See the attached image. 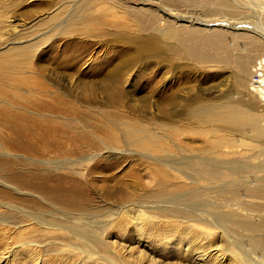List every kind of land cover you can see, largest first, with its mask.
<instances>
[{
    "label": "bare ground",
    "instance_id": "1",
    "mask_svg": "<svg viewBox=\"0 0 264 264\" xmlns=\"http://www.w3.org/2000/svg\"><path fill=\"white\" fill-rule=\"evenodd\" d=\"M62 1H64L63 4L56 10L59 9L60 12L63 10L62 6L71 4L72 11L65 20L58 23V25H61L59 31H57L55 26V28H50L49 31L38 35L35 34L32 38L27 39L24 31H18L17 26L12 25L9 20H4L2 24L5 25H0V116H2L3 120H0V122L4 123L2 126L14 128L15 131H25L31 126L48 127L53 125L49 120L41 121L42 124L31 119V116L28 114L36 115L40 118L46 117V114L28 111L27 109L30 107H33L35 110L39 109L38 106L41 104L36 103L30 98H23L19 93L23 88L33 89L34 92L30 93V97L37 98L38 101H41L42 97L48 98V100L42 101L46 105H54L62 101L61 97L49 90L35 93L29 77L37 73L33 65L35 58L41 56L38 55L39 51L53 36L64 35L67 38L74 36L77 30H73L71 27L75 21L80 19L77 17L78 13L86 9L90 10L92 14L101 13L103 15L110 14L111 12L116 17L125 16L127 18V20L124 18L125 23L121 19H118L115 20L116 23L108 25L104 22L103 18L100 20V17L95 19V23L108 25L105 28L108 27L109 31L112 29L111 31L114 32L113 37L116 40L113 38L114 41L110 42V39H105V41L110 42L109 48H119L122 43V45L128 48L133 45L134 47L130 48L135 49V54L131 58L132 60L121 57L122 60L114 63V59L109 58L103 65H99L98 68L93 70L94 81L96 83L94 86L86 88L87 94L85 93L86 102L89 105L94 102V98L99 94L106 97L109 96V98L110 96L117 97L127 94L126 89L123 87L124 83L126 84L127 82V79L126 82L123 80L125 79V69L133 66L135 63H139V66H141V59L151 60L147 55L154 52L156 62L166 64L165 60L168 57L169 63L172 66L174 65L171 68L173 70H171L172 74L175 71L189 72L192 70V67L188 64L190 62H201L205 59L211 62L219 60L218 58L222 61V59H228L233 56L237 61H242L243 59L251 61L260 55L258 60H255L256 63L254 62L252 72L247 70L245 72H235L232 70V74L236 76V81L244 84L242 88L245 89V92L247 90L248 93L250 92L254 95L256 99L260 100L261 107H264V0H258L260 3L254 0H176L178 2L189 3L194 7H200L206 12L207 17L205 18H209L207 19L209 21L197 18H194L196 20L194 21L188 14H182L170 7H167L165 10L159 7L157 13L152 12L145 4L141 8L131 7L128 4H123V0H102L105 6H98L96 4L98 0ZM144 1L146 3L152 2L151 0ZM157 2L163 4L160 0ZM74 14L75 17L72 18ZM160 14L165 19L161 18ZM254 15L260 19L261 24L253 23L250 25L246 21ZM240 20H244L245 22L240 23ZM212 21L215 23H211ZM36 25L40 28L42 22L40 21ZM8 28L13 33L11 31V34H8ZM182 30H187L189 34L202 35L204 43L208 47H221V42H225L229 37L239 36L238 33H243L242 37L251 40L248 44V50L251 55L244 52L241 54L236 53L232 56V51H226L223 56H220L216 54L209 55L205 52L207 54L202 55L201 59L198 60L194 54L193 42L189 39L182 40L180 36ZM124 51L126 52L125 47L122 49V52ZM125 52L123 56H125ZM180 61L187 62V64L179 65ZM149 67L150 65H145L144 63L141 71H145ZM158 68L161 69V67ZM85 71L81 70L80 73L86 75ZM166 78L168 79V77ZM171 79L172 77H170ZM163 81H166V79ZM170 90L171 87L169 89L156 88V93L159 96L157 106L160 123L158 125L164 131L175 130V138L171 139L159 132L151 133L149 129L137 128L128 122L122 124L123 129L121 131L123 132H119L121 133V139L126 145L139 149L143 148V150L147 149L142 143L149 141L154 145L151 146L152 150L167 154L168 156L159 159V161L168 170L158 168L156 171L161 176L167 175L165 176L166 178L174 175L173 177L177 181L178 179L185 178L192 184H198L208 193L203 203L209 204H200L203 208L200 206L202 209L196 210L192 207H186V211L190 212L192 216H182L175 213L173 214V218L175 217L176 220L173 222L166 221V223H163L165 227L158 221L159 219L154 213L147 212L145 206L135 199V201L127 204L125 207H119V211L115 215L122 220L124 219V222H127L126 226L131 225V232L136 237L137 243H142L144 245L143 249L146 248V250H141L140 247H131L126 243L112 241L109 229L112 224H109L110 216L107 213H99L102 211L94 209L90 205L92 198L86 196L82 190H79L73 183L75 181H70V185L64 187L49 184L47 189L43 184L48 183V177L45 183L42 179L39 180L41 181L40 186L23 185L32 186V188L38 190L42 195L40 197H44L41 198L42 201L54 209L53 213L41 211L40 204L35 201L24 202L25 206L33 209L35 212L26 211L19 207L16 208L4 202H0V206L8 210L18 211L25 217H28L31 222L44 228L47 234L43 233L42 237L52 235L53 237L66 239L68 236H71L78 245L74 243L69 248L85 260L98 259L105 264H264V236L258 237L252 235V233L256 234L261 231L258 224L253 222L252 218L254 215L249 212L251 208L248 207L251 204L250 199L264 193V127L261 125L264 121V110L255 113L253 112L254 109L250 110L251 107L242 108L239 106V103L243 104L245 101L248 103L247 93L243 94L242 98H239L240 101H236V96H232V98L222 103L210 102L207 105H203L202 101L196 99V102L194 101L196 108L189 110L188 115L199 122L200 126L208 125L213 127L207 132L212 137L213 143H210L211 147L202 154H189L188 148L182 147L183 151L178 146H174L176 152L169 153L161 144H155L180 143L181 129L173 126L171 123L175 112L169 111V109L174 107L176 95L174 92L171 93ZM189 100L192 104L195 99ZM197 101L199 102L197 103ZM66 121L69 120L63 117L58 122L62 125L61 133L66 134V132L69 133L71 131L75 133V123H71V127H68ZM215 125H220L223 130L220 131V127L215 128ZM225 129L245 133V135L247 134L246 137L255 143L241 145V141H236L238 138L236 140L234 137H231V140L218 138L217 134L225 132ZM109 138L116 139L115 135ZM238 148L241 150H238ZM258 149L260 151H257ZM241 151L252 153L253 156L238 158L241 155ZM219 154L221 157L218 156ZM95 156L83 158L79 161H86L88 164L95 159ZM256 159H259L258 162H255ZM156 160L158 159L156 158ZM75 163H77V160H64L61 162H51L50 164H53L56 168H60L74 165ZM22 165L27 166L26 164ZM26 173L33 174L32 172ZM26 176L30 181L34 179L29 174H26ZM160 186L161 188L158 191L164 188L168 189L166 181L161 182ZM239 194H242L244 198H248L247 201L242 202L246 205L242 206L240 202H237V198V204H235L236 202L229 204L232 202L227 195L238 196ZM216 196L228 198L225 201L226 204L219 206ZM155 197L159 198L161 196L155 193ZM166 204L174 203L167 202ZM224 208L226 209L224 210ZM97 213L98 215H95ZM57 215H59L58 219L62 222L64 221L66 225L54 224L47 219L49 216L55 219ZM95 219L97 220L95 221ZM6 222L0 220V226L4 225V228L0 230V241H2L0 243V264L16 263L20 254L25 255L32 264H43V256L39 253L40 246L27 239L26 241L24 240L22 245H14L13 242L16 241V238L13 234H10L13 232H11ZM160 225L165 229H162ZM120 231V234L124 235V237L127 235L125 229ZM161 235L165 236V239H162ZM51 243H55V241ZM173 245L175 251L171 249L163 257L169 260L177 259L178 261L167 263L164 262L165 259L161 260L157 256L158 251L167 250L168 247L170 248ZM44 261L45 263L50 262L52 258ZM60 263L76 264L74 261L72 262L71 256L63 257Z\"/></svg>",
    "mask_w": 264,
    "mask_h": 264
},
{
    "label": "rangeland",
    "instance_id": "2",
    "mask_svg": "<svg viewBox=\"0 0 264 264\" xmlns=\"http://www.w3.org/2000/svg\"><path fill=\"white\" fill-rule=\"evenodd\" d=\"M123 1V4H128V6L137 8H141L145 4L152 12L156 13L159 11V7L164 10L170 7L182 14H188L193 19H209L205 18L207 17L206 12L200 7L191 6L186 2L160 0L163 3L160 4L157 2L158 0H151L152 2L149 3H146V1L143 2V0ZM254 1L260 3L258 0ZM63 2L62 0H0V25H5L2 24V22L4 20H9L12 25L17 26L18 31H24V35L27 39L32 38L35 34L38 35L49 31L50 28H55V26L57 31H59L61 25H58V23L65 20L72 11L71 4L62 6L63 10L60 12L59 9L56 10ZM96 2L98 6H105L102 0ZM257 11H259V9H257ZM52 16L53 18H51ZM73 17H75V14L72 18ZM77 17L80 19H77L78 21H75L71 27L73 30H77V33L70 38L64 35H62L64 37L61 35L53 36L39 51L38 55H41L38 56L39 59L35 58L33 68L37 73L29 77L32 87L35 89V93L49 90L61 97L62 101L54 105H46L43 104L42 101L48 100V98L42 97L41 101H38L37 98L30 97V93L32 94V92H34L33 89L23 88V92L20 91L19 93L23 98H30L36 103L41 104L38 106L39 109L36 110L33 109V107L24 108H28V111L31 110L46 114L47 117L40 118L36 115L28 114L31 116V119L40 123L44 120H49L53 125L48 127L36 125L29 127L25 131H15L14 128L11 129L7 126H2L4 123L0 122V202L8 203L26 211H34L25 206L24 202L35 201L40 204L41 211L53 213L54 209L42 201L41 198L44 197H40L42 196L40 192L32 188V186H40L41 181L39 180L42 179L45 183L48 177V183L43 184L45 188H47L49 184L63 187L69 186L70 181H75L73 183L78 189L82 190L86 196L92 198L90 205L94 209L102 211L99 213H107L112 219H109V224H113H111V228H109L112 241L126 243L131 247L135 246L140 247L141 250H146V248L143 249L144 245H142V243H137L136 237L133 236L131 232V225L129 224L126 226L127 222H124V219L122 220L115 215L119 211V207H125L127 204L137 200L145 206L147 212L154 213L159 219L158 221L163 225L166 221L173 222L176 220L175 217L173 218V214L175 213L182 216H192L190 212L186 211V207H192L195 210L202 209L203 206L200 204L206 203L203 202L207 198L206 196L208 193L198 184H192L185 178L178 179L177 181L174 179V175L169 176V178L165 177L167 175H162V177L156 169H167L160 164L159 159L168 155L164 152L161 153L152 150L151 146L154 145L149 141L142 143L147 150L126 145L121 139V133L123 132L121 131L123 129L122 124L129 122L134 127L149 129L151 133L159 132L174 139L176 135L175 130L171 129V131H164L160 129L158 125L160 123L157 106L159 103V96L156 93V88L158 87L162 89H169L171 87L172 91L170 90V92L175 93L176 103L169 111L175 112L171 121L172 125L181 129L182 135L180 136V143H156L155 145L161 144L169 153L176 152L174 146H178L183 151L184 149L182 147L185 149L188 148L189 154H202L211 147L210 143H213L212 137L207 134L208 130H211L213 127L208 125L200 126L199 122L188 115V111L196 108V99L202 101L203 105H207L210 102L222 103L232 98V96H236V101H240L239 98H242L245 93H247L248 96V103L245 101L243 104L239 103L238 105L242 108L251 107L250 110L252 111L254 109L253 112L255 113L263 111L264 107H261L260 100L256 99L250 92L248 93L247 90L245 92V89L242 88L244 84L236 81V76L232 74V70L235 72H245L246 70L252 72L254 62L258 60L260 55L256 56L251 61L246 59L237 61L234 59L233 55L236 53L241 54L245 52L251 55L248 50V44L251 40L242 37L241 35H243V33H238L239 36L229 37L225 42H221V47H208L206 43H204V37L202 35L189 34L187 30H182L180 33L182 40L189 39L193 42L194 54L198 60L201 59L202 55H206L207 53L209 55L216 54L223 56L226 51H232L231 54L233 57L222 59V61L217 57L219 59L217 61L213 60L209 62L208 59H205L201 62H190L188 64H190L189 66L192 67V70L189 72L175 71L174 74H172L173 70L171 68H173L174 65L172 66V64L169 63L168 57L165 60L166 64L156 62L155 53L151 52L147 55L151 60L142 58L141 66H139V63L132 62L135 64L125 69V79L123 80L126 82L127 79V82L126 84L124 83L123 87L126 89L127 94L117 97L110 96V98L109 96L106 97L105 95L102 96V94H99L94 98V102L89 105L88 102H86L85 93L87 94L86 88L94 86L96 83L94 81L93 70L98 68L99 65H103L109 58L114 59V63L118 60H122L121 57L132 60L131 58L135 54V49L130 48L134 47L133 45L128 48L122 45V43L119 48H109L108 46L110 42L114 41V32L111 31L112 29L109 31V28L105 27L109 24L116 23L115 20L118 19H121L123 23H125L124 18L127 20L125 16H117L123 17L117 18L111 12L110 14L103 15L101 13L92 14L90 10L86 9L78 13ZM98 17H100V20L103 18L104 22L108 25L105 26L101 23H95V19ZM160 17L165 19L161 14ZM100 20H98V22H100ZM40 21L42 25L38 28L36 24ZM194 21L196 20L194 19ZM246 21L250 23V25L253 23L261 24L260 19H258L256 15ZM239 22L242 23L245 21L240 20ZM211 23L215 22L212 21ZM8 29V34H11L12 30H10V28ZM105 39H110V42L105 41ZM114 39L116 40V38ZM122 46L126 48V52L124 51L126 53L125 56H123L124 52H122V49L124 47ZM144 63L145 65H150V67L145 71H141ZM180 64L184 65L187 64V62L180 61L179 65ZM158 67H161V69ZM81 70H86V75L81 74ZM166 77H168V79ZM170 77H172L171 80ZM165 79L166 81L162 82V80ZM154 84L155 86H153ZM188 98L195 100H193L191 104ZM199 101H197V103ZM63 117L69 120L66 121L68 127H71V123H75V133H73V131L69 133L66 132V134L61 133L62 125L58 122ZM0 120H2V116H0ZM261 125L264 127V121ZM214 127H220L219 130H223L220 125H215ZM227 131L228 130L225 129V132L223 131L217 134L218 138L230 140L231 137H234L235 140L238 138L236 141H241V145L255 143L253 140L248 139L245 133H240L239 131L233 132L231 130ZM113 135H115L116 139L109 138ZM238 150L241 149L238 148ZM257 151H260V149ZM240 154L238 158L253 156L252 153L244 151H241ZM12 155L13 157H11ZM90 156H95V159H93L91 163L87 164L86 161H79ZM218 156L221 157L220 154ZM156 158L158 160H156ZM64 160H77V163L60 168H56L53 164H50L51 162H61ZM258 160L259 159H256L255 162H258ZM22 164H26L27 166H23ZM26 172H32L33 174ZM26 174L31 175L32 179L33 177L34 179L30 181ZM165 181L168 183V189L164 188L158 191L159 188H161V182L163 183ZM23 185L32 186L28 187ZM92 192L94 193L92 194ZM155 193L161 197H155ZM230 196L232 195H227L232 202L229 204L236 202L237 198V202L245 206L246 204L242 202L248 200V198H244L242 194ZM216 197L219 201V206H224L226 204L225 201L228 198ZM250 201L251 204H249L248 207L251 208V211L249 212L254 215L252 220L254 223L258 224L261 231L256 234L252 233V235L263 237L264 193L250 199ZM167 202H172L174 204H166ZM237 202L235 204H237ZM157 207L159 208L154 209ZM225 209L226 208H224V210ZM95 215H98V213ZM58 217L59 215L54 219V217L52 218V216H49L47 219L54 224L63 225L65 222H62ZM0 220L4 222L7 221L6 224L10 227L11 232H13L10 234H13L16 238V241L13 242L14 245H22L24 240L26 241L27 239L40 246L39 253L43 256V264H61L62 258L66 256H71L72 262L74 261L76 264H105L98 259L85 260L83 257L76 255L74 251L69 248V246L74 243L78 245L71 236H68L66 239L53 237L52 235L49 237H42L43 233L47 234L45 229L31 222L28 217H25L18 211L8 210L0 206ZM84 220L86 219L84 218ZM96 220L97 219H95V221ZM114 225L116 226L114 227ZM162 225H160L161 228L165 229V226L163 225V227ZM3 226L4 225L0 226V230L4 228ZM123 229H125L127 237L120 234V230L123 231ZM161 238L165 239V236L161 235ZM52 241H55V243H51ZM1 242L2 241H0V243ZM10 247L12 248V246ZM171 249L174 250V245L170 246V248L168 247L167 250L158 251L157 256H159L161 260H164L165 258L163 255L168 253ZM49 258H52V261L45 263L44 260ZM175 261L178 260L165 259L164 262L172 263ZM11 264L32 263L25 255L20 254L17 262Z\"/></svg>",
    "mask_w": 264,
    "mask_h": 264
}]
</instances>
